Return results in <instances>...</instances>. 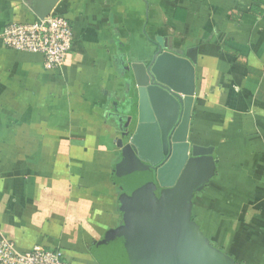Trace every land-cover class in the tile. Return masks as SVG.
Segmentation results:
<instances>
[{
	"label": "crops",
	"instance_id": "1",
	"mask_svg": "<svg viewBox=\"0 0 264 264\" xmlns=\"http://www.w3.org/2000/svg\"><path fill=\"white\" fill-rule=\"evenodd\" d=\"M41 1L0 0V238L104 264L134 192L122 157L129 66L167 52L192 66L163 67L193 85L177 124L187 117L185 166L201 157L192 146L213 162L190 217L237 264H264V0H57L72 48L54 68L1 39Z\"/></svg>",
	"mask_w": 264,
	"mask_h": 264
},
{
	"label": "water",
	"instance_id": "2",
	"mask_svg": "<svg viewBox=\"0 0 264 264\" xmlns=\"http://www.w3.org/2000/svg\"><path fill=\"white\" fill-rule=\"evenodd\" d=\"M56 1H41L35 15L45 16ZM188 58L194 60L191 55ZM165 65H185L192 71L187 59L167 52L129 66L135 90L132 87L129 92L130 116L122 126L127 131L122 157L134 192L129 199L127 225L105 249L103 263L237 264L212 246L191 221V199L210 178L213 162L208 148L192 146L191 156L201 157L185 166L189 145L183 142L179 129L186 125L187 117L177 124L184 103L188 108L193 85L185 86L174 75L163 72Z\"/></svg>",
	"mask_w": 264,
	"mask_h": 264
},
{
	"label": "built area",
	"instance_id": "3",
	"mask_svg": "<svg viewBox=\"0 0 264 264\" xmlns=\"http://www.w3.org/2000/svg\"><path fill=\"white\" fill-rule=\"evenodd\" d=\"M3 44L14 50L41 54L45 68L61 66L72 46L70 22L52 11L28 22H11L1 34ZM0 264H72L59 249L35 246L18 251L11 242L0 238Z\"/></svg>",
	"mask_w": 264,
	"mask_h": 264
},
{
	"label": "trees",
	"instance_id": "4",
	"mask_svg": "<svg viewBox=\"0 0 264 264\" xmlns=\"http://www.w3.org/2000/svg\"><path fill=\"white\" fill-rule=\"evenodd\" d=\"M190 218H191V221H194V217L193 216H191Z\"/></svg>",
	"mask_w": 264,
	"mask_h": 264
},
{
	"label": "bare ground",
	"instance_id": "5",
	"mask_svg": "<svg viewBox=\"0 0 264 264\" xmlns=\"http://www.w3.org/2000/svg\"><path fill=\"white\" fill-rule=\"evenodd\" d=\"M206 173V170H204V172L202 173V176Z\"/></svg>",
	"mask_w": 264,
	"mask_h": 264
}]
</instances>
